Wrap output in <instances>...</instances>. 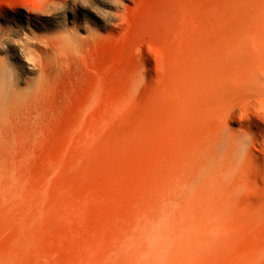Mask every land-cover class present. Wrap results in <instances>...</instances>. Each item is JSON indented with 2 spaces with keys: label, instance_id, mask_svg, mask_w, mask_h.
<instances>
[{
  "label": "rangeland",
  "instance_id": "obj_1",
  "mask_svg": "<svg viewBox=\"0 0 264 264\" xmlns=\"http://www.w3.org/2000/svg\"><path fill=\"white\" fill-rule=\"evenodd\" d=\"M0 1V264H264V0Z\"/></svg>",
  "mask_w": 264,
  "mask_h": 264
},
{
  "label": "bare ground",
  "instance_id": "obj_2",
  "mask_svg": "<svg viewBox=\"0 0 264 264\" xmlns=\"http://www.w3.org/2000/svg\"><path fill=\"white\" fill-rule=\"evenodd\" d=\"M4 6V3L3 2H1L0 1V7H3ZM162 6L163 7H161V8H163L166 12H165V15H164V18L166 19V20H169L170 18V12L172 11V10H174V7H173V3L172 2H170V1H166V2H164L163 4H162ZM151 9L154 11V10H156V12L158 13L159 12V8H158V11H157V9H154V8H152L151 7ZM163 9H162V11H163ZM155 12V11H154ZM197 71V70H196ZM218 80V82L219 83H222L221 81L222 80H220V78H218L217 79ZM260 81L262 82V84L264 85V77L263 76H260ZM217 82V83H218ZM221 86H222V88L221 89H223V90H225L226 89V87H225V89L223 88V84H220ZM229 89V88H228ZM228 89H226L227 90V92H229V91H231V90H229L228 91ZM224 92V91H223ZM228 94V93H227ZM136 120V119H135ZM258 126H261L260 124L258 125ZM260 128V130H261V127H259ZM112 147V146H111ZM251 150H252V153L254 154V156L258 159V158H260V156H259V150H258V148L255 146V144H252L251 145ZM262 175H263V177H264V170H263V173H262Z\"/></svg>",
  "mask_w": 264,
  "mask_h": 264
}]
</instances>
